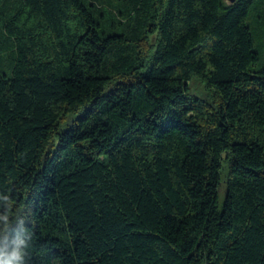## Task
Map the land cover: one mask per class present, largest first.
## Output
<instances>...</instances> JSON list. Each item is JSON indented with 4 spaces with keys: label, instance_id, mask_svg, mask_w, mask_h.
<instances>
[{
    "label": "trees",
    "instance_id": "trees-1",
    "mask_svg": "<svg viewBox=\"0 0 264 264\" xmlns=\"http://www.w3.org/2000/svg\"><path fill=\"white\" fill-rule=\"evenodd\" d=\"M0 264H264V0H0Z\"/></svg>",
    "mask_w": 264,
    "mask_h": 264
},
{
    "label": "rangeland",
    "instance_id": "rangeland-1",
    "mask_svg": "<svg viewBox=\"0 0 264 264\" xmlns=\"http://www.w3.org/2000/svg\"><path fill=\"white\" fill-rule=\"evenodd\" d=\"M227 1L230 2V0H227ZM257 5L258 4L256 3V1H254L253 3L250 4V11H249V14L247 15V20H246L247 24L253 30H254L255 26L257 25V21H255L252 11L254 10V7L257 6ZM192 86L195 87L196 90L199 91V96L201 98L209 99L211 97L208 88H206L205 85L202 82H194L192 84ZM226 173H227V167H225V169L223 170V176H225ZM224 198H225V189H222L220 191V203L221 204L224 201Z\"/></svg>",
    "mask_w": 264,
    "mask_h": 264
},
{
    "label": "water",
    "instance_id": "water-1",
    "mask_svg": "<svg viewBox=\"0 0 264 264\" xmlns=\"http://www.w3.org/2000/svg\"><path fill=\"white\" fill-rule=\"evenodd\" d=\"M231 1H235V0H231Z\"/></svg>",
    "mask_w": 264,
    "mask_h": 264
}]
</instances>
